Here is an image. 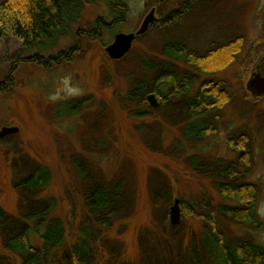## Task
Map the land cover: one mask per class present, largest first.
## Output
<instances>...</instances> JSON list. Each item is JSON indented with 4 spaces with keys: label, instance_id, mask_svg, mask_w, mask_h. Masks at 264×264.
I'll return each mask as SVG.
<instances>
[{
    "label": "rangeland",
    "instance_id": "374dc122",
    "mask_svg": "<svg viewBox=\"0 0 264 264\" xmlns=\"http://www.w3.org/2000/svg\"><path fill=\"white\" fill-rule=\"evenodd\" d=\"M120 1L127 16L117 24L114 0L86 2L79 21L42 55L70 51L71 60L50 69L31 61L36 51L13 36L0 45V83L9 78L13 84L0 92V131L18 128L0 139V264H15L4 244L22 234L31 217H38L28 224L31 233L52 219L67 229L65 244L43 264H73L70 243L84 225L93 235V264H192V250L202 264H211L204 249L212 222L229 242H264V96L247 90L261 64L257 55L264 57V0H183L178 6V0H168L160 14L174 7L188 13L169 27L151 25L129 54L114 61L106 48L115 36L136 33L159 5V0ZM237 41L243 49L234 65L202 79L228 91L230 103L205 116L213 134L187 140L203 114L191 120L180 98L164 104L158 97L157 108L147 101L158 75L172 68L165 61L168 44L203 56ZM243 137L250 168L243 151L230 148ZM229 165L237 167L242 183L258 186L263 228L228 222L218 215L219 204L210 202ZM40 171L50 175L48 187L24 189ZM97 188L111 195L106 226H93L83 212L86 194ZM176 199L182 217L174 227L170 209ZM192 204L197 208L190 217Z\"/></svg>",
    "mask_w": 264,
    "mask_h": 264
},
{
    "label": "trees",
    "instance_id": "16d2710c",
    "mask_svg": "<svg viewBox=\"0 0 264 264\" xmlns=\"http://www.w3.org/2000/svg\"><path fill=\"white\" fill-rule=\"evenodd\" d=\"M88 1L0 0V45L4 39L13 36L23 48L36 51L31 61L45 69H50L51 65H60L61 61L68 62L72 58L70 51L62 52L56 57L46 58L42 55L53 47L59 38L68 33L72 24L79 21L80 12ZM114 1L111 8L116 19L114 23H122L126 20L127 8L120 0ZM187 13L180 7L162 15L159 20L160 27L172 26ZM94 33L89 32L91 36ZM242 49L243 42L237 41L212 49L206 55L201 56L183 45L168 44L165 51L168 59L165 61L168 67L172 68L158 75L153 84V92L164 104L173 98L182 99L190 110L191 120L204 115L203 121L196 123L197 126L193 128L192 133L186 136L187 140L205 138L214 133V127L206 123L204 118L213 110L224 109L230 103L231 97L228 91L222 89L219 84L204 82L202 79L207 75L218 74L229 69L234 65ZM9 81L11 80L8 78L0 83V92L12 87L13 84ZM196 85L200 86L195 92ZM143 116L141 113L131 115V117ZM247 141L248 139L243 137L239 143H231L230 148L234 151H243L241 159H245L244 166L250 168ZM220 175L222 180L213 189L216 196L213 195L210 201L216 202V205L219 204L217 213L220 218L231 223H240L245 227L263 228L262 218L258 213L260 198L258 186L242 183L241 175L237 167L233 165L226 167ZM50 181V175H44V172L40 171L25 182L23 188L42 190L48 187ZM110 199V192L105 188H97L92 193L86 194L83 212H87L86 214L92 218L93 226L108 224L107 218L111 213H108ZM185 208L183 206L184 213ZM196 208L197 204H192L186 213L191 217ZM42 216L45 217L46 214ZM36 220L38 217L28 218L25 231L8 239L4 244V250L11 256H16L15 264H43L46 262V256L61 249L68 238L67 229L59 219L48 221L44 227L42 224L37 225L32 228L31 233V227L28 224ZM86 227L82 226L78 236L71 240L70 253L73 264H93V235ZM207 229V236L205 235L207 249L204 250L211 264H264V242L256 243L243 239L229 242L219 231L215 222H212ZM31 236L38 243V247L33 245ZM191 260L192 264H202L200 253L197 250H192Z\"/></svg>",
    "mask_w": 264,
    "mask_h": 264
},
{
    "label": "water",
    "instance_id": "95a60500",
    "mask_svg": "<svg viewBox=\"0 0 264 264\" xmlns=\"http://www.w3.org/2000/svg\"><path fill=\"white\" fill-rule=\"evenodd\" d=\"M156 22L155 10H152L145 20L143 21L140 29L136 33L122 34L119 33L115 36L114 42L106 48L108 57L114 61L123 59L127 54L130 53L133 47V43L137 37L146 34L150 26ZM247 90L257 97L264 96V77L260 74H254L247 84ZM148 103L151 107L157 108L159 106L158 97L153 93L147 97ZM18 128L4 127L0 131V139L7 135L17 133ZM182 217L181 201L176 199L174 205L170 209V222L171 225L176 227Z\"/></svg>",
    "mask_w": 264,
    "mask_h": 264
},
{
    "label": "flooded vegetation",
    "instance_id": "af4514ba",
    "mask_svg": "<svg viewBox=\"0 0 264 264\" xmlns=\"http://www.w3.org/2000/svg\"><path fill=\"white\" fill-rule=\"evenodd\" d=\"M167 1H168V0H159V5H158V6H152V7H151V10H150V11L155 10V15H156V17H157V22L154 23V24H157V23L159 22V20L161 19L162 15H165V13L160 14L158 8H159L160 5H164V3L166 4ZM182 1H183V0H178L175 6H177V4H181ZM186 4H187V3H186ZM184 6H185V5H184ZM184 6H183V7H184ZM174 8H175V7H174ZM174 8L172 9V11H173V10H176V8H175V9H174ZM177 8H178V7H177ZM150 11H149V12H150ZM172 11H169V12H172ZM144 19H145V18H144ZM115 20H116V19H115ZM124 21H126V20H124ZM154 24H153V25H154ZM98 25H99V27L101 28L102 25H104V24L99 22ZM103 27H104V26H103ZM256 60H257V61L259 60V61L261 62V64H258V65H257L255 72L257 71L258 74H260L261 76L264 77V66H263V64H262V62H264V57H263L262 55L260 56V55L258 54Z\"/></svg>",
    "mask_w": 264,
    "mask_h": 264
}]
</instances>
